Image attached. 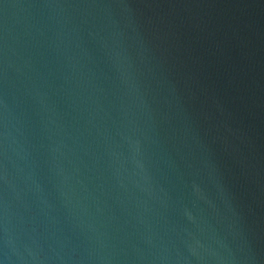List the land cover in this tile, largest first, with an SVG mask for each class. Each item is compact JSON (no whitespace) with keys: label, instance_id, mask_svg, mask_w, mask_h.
<instances>
[{"label":"water","instance_id":"95a60500","mask_svg":"<svg viewBox=\"0 0 264 264\" xmlns=\"http://www.w3.org/2000/svg\"><path fill=\"white\" fill-rule=\"evenodd\" d=\"M0 264H264V0H0Z\"/></svg>","mask_w":264,"mask_h":264}]
</instances>
